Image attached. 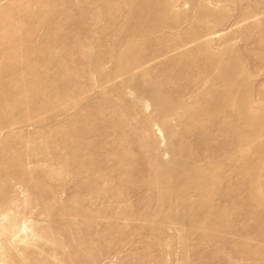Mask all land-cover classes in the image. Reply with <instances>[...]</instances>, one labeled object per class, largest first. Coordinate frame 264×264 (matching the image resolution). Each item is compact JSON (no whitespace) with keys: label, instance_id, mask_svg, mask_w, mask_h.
Masks as SVG:
<instances>
[{"label":"rangeland","instance_id":"374dc122","mask_svg":"<svg viewBox=\"0 0 264 264\" xmlns=\"http://www.w3.org/2000/svg\"><path fill=\"white\" fill-rule=\"evenodd\" d=\"M19 191L67 262L264 264V0H0Z\"/></svg>","mask_w":264,"mask_h":264},{"label":"bare ground","instance_id":"6f19581e","mask_svg":"<svg viewBox=\"0 0 264 264\" xmlns=\"http://www.w3.org/2000/svg\"><path fill=\"white\" fill-rule=\"evenodd\" d=\"M234 23L237 22L231 24ZM62 215L59 209L51 216L37 212L25 191L7 199L0 197V264H79L64 260L75 252L74 245L64 244L51 234L54 231L50 225L52 219ZM71 226L74 238L76 230ZM89 262L85 264H91Z\"/></svg>","mask_w":264,"mask_h":264}]
</instances>
